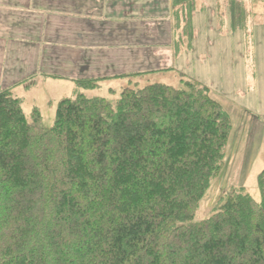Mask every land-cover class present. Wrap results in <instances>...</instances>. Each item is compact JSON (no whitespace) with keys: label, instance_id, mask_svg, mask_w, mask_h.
I'll list each match as a JSON object with an SVG mask.
<instances>
[{"label":"trees","instance_id":"obj_1","mask_svg":"<svg viewBox=\"0 0 264 264\" xmlns=\"http://www.w3.org/2000/svg\"><path fill=\"white\" fill-rule=\"evenodd\" d=\"M231 130L195 80L127 87L116 103L80 92L51 129L0 90V264H264V171L260 202L233 187L194 222Z\"/></svg>","mask_w":264,"mask_h":264},{"label":"crops","instance_id":"obj_2","mask_svg":"<svg viewBox=\"0 0 264 264\" xmlns=\"http://www.w3.org/2000/svg\"><path fill=\"white\" fill-rule=\"evenodd\" d=\"M180 1L186 3L181 17L190 15L192 42L193 32L210 26L204 15L211 3L217 14L215 27L228 26L242 40L253 18L264 14L259 3L264 0H0V90L11 89L22 101L17 89H35L40 81H63L76 88L83 78L141 79L149 74L147 60L133 55L132 23L139 22L138 30L147 26L150 7L156 3V13L165 16L162 23L168 25L172 6ZM181 54L168 59L179 60ZM133 74L141 75L130 77ZM252 125L253 161L234 183L247 191L264 171V116Z\"/></svg>","mask_w":264,"mask_h":264},{"label":"rangeland","instance_id":"obj_3","mask_svg":"<svg viewBox=\"0 0 264 264\" xmlns=\"http://www.w3.org/2000/svg\"><path fill=\"white\" fill-rule=\"evenodd\" d=\"M259 3L264 8V1ZM185 6V1L173 4L172 13L169 10L171 15L167 18L168 25L162 23L166 17L162 18L156 13V3L150 7L153 11L147 17V26H141V30H138L139 22L132 23L130 43L134 48L133 55L135 58H138V54L144 55L147 60L146 73L149 74L143 78L107 79L92 90H80L63 81H40L35 89H17L16 95L22 97L23 110L29 119L38 109L43 127L51 129L59 103L74 98L80 92L88 98L100 97L116 103L127 87L138 86L142 89L160 83L182 88L183 80H195L208 87L210 96L230 115L232 130L225 150L224 167L213 179L199 205L194 218L197 223L213 215L221 198L235 187V181L237 184L241 180L253 161L252 123L264 116V14H257L253 18L250 32L247 37L245 33L242 34V40L239 37L241 34L233 36L228 26L226 29L215 27L217 14L211 3L204 15L205 22L209 21L210 26L193 32L192 42L187 21L190 19L189 12L188 17H181V7ZM133 29L136 31L133 32ZM139 44L144 46L139 47ZM176 53H182L179 60L173 56V59H168ZM248 193L257 202L261 201L257 180L248 188Z\"/></svg>","mask_w":264,"mask_h":264}]
</instances>
